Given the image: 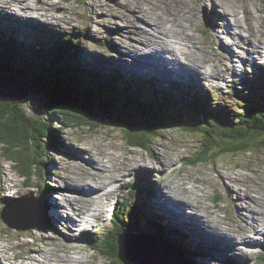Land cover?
Segmentation results:
<instances>
[{
  "label": "rangeland",
  "instance_id": "374dc122",
  "mask_svg": "<svg viewBox=\"0 0 264 264\" xmlns=\"http://www.w3.org/2000/svg\"><path fill=\"white\" fill-rule=\"evenodd\" d=\"M216 3H219V6ZM0 4L7 8L5 10L7 13H4L3 8L0 7V35L10 36L28 45L34 43L37 45L43 41L47 46H50L51 40L61 32L79 37L83 45V58L93 67L104 70L103 74H99L103 76L108 74L109 79L115 82L118 91L136 90L139 80L142 85L138 90L139 95L149 97L152 91L167 94L165 111L176 122L164 130L157 131L158 134L149 140V148L144 149L130 146L122 130L116 126L107 125L92 130L85 125L75 126V123L67 126L61 121L60 129L56 130L61 138L59 148L56 146L55 150L43 148V156L49 163L47 168L43 167L44 169L42 168V171L35 175L38 177L36 184L41 183L45 178L43 183L48 186L47 190L50 191L48 194L43 193L32 182L33 186L24 183V179L13 167L12 162L1 155L0 211L5 204H9L5 203L7 201L16 202L31 195L34 197L39 195L45 203V215L48 220L45 224H41V227L18 230L9 227L0 217V264H55V258L57 259L61 254V249L57 246L68 240L66 234L70 230L65 223L69 221L72 226L74 223L68 218V214L76 218L77 213L82 212L88 203L83 198H74L78 193L73 190L74 188L67 187L71 184V179L66 181V178L74 176L72 179L76 178L80 181L79 177H86L83 175V173L88 174L85 163L90 162L94 165L96 161L93 156L97 157L99 167H107V173H112L111 175L117 179L107 185V188L114 186L113 195L111 194L112 201L109 205L107 204L108 207L104 204L106 199L101 200L104 196L97 200L101 202L100 208H105L103 218L97 219L96 222L92 221L90 232L80 236L78 227L73 229L76 239L69 244L71 246L69 248L74 254L77 253L73 254L75 257L83 256L85 260L83 264H110L114 261L102 254L103 246L100 243L97 244V238L103 237L104 231L108 232L112 227L111 212L114 206L123 209L121 211L123 220L132 221L136 218L129 212L135 201V207L139 211L144 212V209L151 211L150 217L146 213L137 217L141 223H139L140 226H143L146 232L150 233V229L155 231L148 227L146 222L147 218H151L172 231H181L191 241L201 244L203 247L201 255L187 258L190 264H229L228 257H230V264H264V258H262L264 231H261V239L255 241L253 249L242 246L245 254L235 253V256L229 251H222L220 245L216 246L212 243L207 235L210 232L213 233L212 224L221 222L219 219L224 221L223 226L234 228L235 210L237 207L238 211L241 206L236 204V199L233 197V193L237 191L244 194L247 192L245 197L247 201L258 199L264 207V147L244 149L243 145L235 155L228 153L207 162L191 165L186 162L185 157L198 148L200 135L180 127L196 119L193 115V107L199 103V98L209 107L213 105L215 114L225 116L230 121L236 119L233 114L236 111L239 112L248 99L256 97L264 99V62H258L262 68L256 72L250 71L251 66H248L247 70L243 67L247 63L246 57L251 52H248V48L252 50L256 42H262L264 39V0H0ZM133 6L140 8L141 15L146 18L147 28H151L153 34L160 31L165 36L164 33L168 32L170 45L174 44L172 38L187 39H185L187 48H190L187 51L191 55L194 53L192 56H198L193 65L201 64L200 67L206 69L201 79L165 78L164 73H155L153 66L148 65L149 60L153 61L149 54L138 55L134 49L131 48V51L128 49L133 35L137 36L139 41L142 35H148L150 39L154 38L153 41L161 43L154 37L155 35L148 33L144 28L146 25L131 9ZM236 8L238 11L235 10ZM245 10H248V13ZM224 12L229 15H224ZM233 19L241 21L246 26L256 25V30L263 33L258 31L253 38L246 26L231 29L227 21H234ZM232 30H241L240 32L246 36L245 47L241 45ZM223 52L229 59L226 60L218 54ZM130 59L132 60L129 61ZM180 61H185L184 56ZM37 65V62L32 63V68L29 69L30 75L34 74ZM210 69L213 70L208 75ZM121 73L123 76L120 75ZM112 81H109L110 85ZM22 101L29 114L46 116L47 112L42 109L39 98L29 93ZM56 121L54 118V122ZM34 135L37 141L44 142L41 134L40 137L38 132ZM253 144L256 143L253 141ZM231 148L234 147L231 146ZM68 152L72 153V156ZM66 156L71 157L72 160L69 161ZM140 161L142 164H134ZM164 194L176 197L171 204L180 211L181 206L176 201L186 206L188 210L184 207L181 212H199L200 215L195 214L192 217L208 228L207 234L198 230L189 218L178 213L176 215L171 209H168L169 212L166 211L163 203L156 200V197L159 200L165 199ZM238 195L244 201L245 198ZM198 199L201 200L198 202L202 204V207L197 205ZM48 202L58 206V217H53L51 209L48 210ZM75 202H77L76 206L73 204ZM190 206L198 211H193ZM204 206L207 211L209 210V218L203 217ZM252 206L253 203L248 202L245 209L253 212ZM83 215L84 213L82 217ZM202 229L206 232L204 227ZM222 232L225 231L222 230ZM252 233L249 232L250 237H253ZM89 236H92L91 240ZM102 244L108 249L111 248L106 240ZM36 247L43 250L41 254L43 263L38 260L41 251Z\"/></svg>",
  "mask_w": 264,
  "mask_h": 264
},
{
  "label": "trees",
  "instance_id": "16d2710c",
  "mask_svg": "<svg viewBox=\"0 0 264 264\" xmlns=\"http://www.w3.org/2000/svg\"><path fill=\"white\" fill-rule=\"evenodd\" d=\"M80 44L82 45L79 37L61 32L51 40L50 46L41 41L31 49L22 41L0 35V70L25 82L31 88V95L39 98L42 109L47 112L46 116H34L26 111L22 100L2 102L0 99V156L13 162V167L29 186L36 184V173L42 171L43 167L47 168L49 163L43 156V148H59L61 138L56 130L60 129L61 121L67 126L75 123V126L85 125L92 130L107 125L116 126L122 130L130 146L144 149L149 148V140L158 134L157 131L176 124L172 116L165 112L167 94L159 93L155 100L151 96L139 95L140 88L118 91L108 74L100 75L104 70L93 67L83 58V45ZM33 62L38 65L34 74L30 75L29 69ZM109 81H112L111 85ZM201 100L199 98V103L193 107L196 119H192L191 124L180 126L200 135L198 148L185 157L188 164L207 162L228 153L235 155L243 145L244 149L264 147V99H248L233 121L215 114L213 105L209 107ZM36 132L39 137L40 134L43 136L44 142L35 139ZM43 181L36 185L39 190L48 194L50 191ZM37 197L45 209L44 201L39 195ZM122 210L118 207L111 212V235L97 238L103 246L102 254L115 261L110 264H122L117 257V232H146L137 217H141L143 213L150 217L151 213L148 209L142 212L133 206L129 212L136 218L126 221L123 220L122 213H119ZM46 220L48 217L44 215L38 227L45 224ZM146 222L158 235L176 243L189 258H194V253L203 248L179 230L172 231L151 218H147ZM105 240L111 245L110 249L102 244ZM186 242L189 244H185Z\"/></svg>",
  "mask_w": 264,
  "mask_h": 264
},
{
  "label": "bare ground",
  "instance_id": "6f19581e",
  "mask_svg": "<svg viewBox=\"0 0 264 264\" xmlns=\"http://www.w3.org/2000/svg\"><path fill=\"white\" fill-rule=\"evenodd\" d=\"M140 1V0H139ZM162 1V0H161ZM170 1V0H169ZM192 1V0H191ZM209 1V0H208ZM231 1V0H230ZM242 1V0H241ZM91 2V1H90ZM160 2V1H159ZM172 2V1H171ZM170 2V3H171ZM181 2V1H180ZM189 2V1H188ZM227 2V1H226ZM239 2V1H238ZM248 2V1H247ZM165 3V2H163ZM168 3V2H167ZM173 3V2H172ZM212 3V2H211ZM228 3V2H227ZM231 3V2H230ZM241 3V2H240ZM250 3V2H249ZM256 3V2H255ZM158 4V2H157ZM177 4V3H175ZM217 4V3H216ZM187 5V4H186ZM222 5V4H221ZM235 5V4H234ZM137 6V5H136ZM168 6V5H167ZM173 6V5H172ZM193 6V5H192ZM217 6H219V3L217 4ZM224 6V5H223ZM226 6V5H225ZM0 7L3 8V12L4 13H7V11H5L7 8H5L2 4H0ZM171 7V6H170ZM168 8V7H167ZM131 9L136 12V16H138V18H140L143 23L146 25V27H144L148 33L152 34V35H155L154 37L157 38L158 40L161 41V43H158V41L154 40L153 39L151 40L150 37L148 35H142V38L141 40L139 41V39L137 40V36L135 37L133 35L132 37V41L128 44V49L130 50L132 48V50L134 49L136 52V54L138 55H145V54H149L151 57H154L153 58V62L152 63H155L156 65H158V67L160 68V70L156 73H164L163 76L166 78V77H171V78H174V79H177L178 77H186V80L188 79H195V80H198V79H201V75L206 73V69L204 67H200L201 64H197V65H193L195 63V61L198 59V56H192L190 54L189 51H187L188 49L190 48H187V44H186V40L185 39H179V40H175L174 38H172V40L174 41V44L173 45H170L168 43V32H165L163 36L161 34L160 31H156V34H153V32H151V28H147V21H146V18L143 17L141 15V12L139 11V7L138 9L133 6L131 7ZM169 9V8H168ZM244 9V8H243ZM258 9V8H257ZM172 10V8H171ZM185 10V9H184ZM234 10V9H233ZM232 10V11H233ZM237 10V8L235 9ZM252 10V9H251ZM254 10V9H253ZM221 11V10H219ZM226 11V10H225ZM238 11V10H237ZM236 11V12H237ZM246 11V10H245ZM261 11V10H260ZM263 11V10H262ZM147 12V11H146ZM160 12V10H159ZM170 12V11H169ZM180 12V11H179ZM212 12V11H211ZM254 12V11H253ZM264 12V11H263ZM262 12V13H263ZM246 13H248V10L246 11ZM214 14V13H213ZM225 14H228L227 12H224V15ZM259 14V13H258ZM264 14V13H263ZM9 15V14H8ZM144 15V14H143ZM151 15V14H150ZM176 15V14H175ZM178 15V14H177ZM189 15V14H187ZM237 15V14H236ZM255 16V15H254ZM186 17V16H185ZM188 17V16H187ZM257 17V15H256ZM255 17V18H256ZM151 18V17H150ZM247 18V17H246ZM254 18V17H253ZM29 19V18H28ZM152 19V18H151ZM166 19V18H165ZM231 19V18H230ZM257 19V18H256ZM262 19V18H261ZM153 20V19H152ZM167 20V19H166ZM179 20V19H178ZM234 20V19H233ZM159 21V20H158ZM171 21V20H170ZM220 21V20H219ZM173 22V21H172ZM188 22V20H187ZM228 23H230V28L231 29H234L236 27H244L246 25H244L241 21H238V20H234V21H227ZM259 22V21H257ZM151 23V22H150ZM168 23V22H167ZM176 23V22H175ZM174 24V23H173ZM258 24V23H256ZM166 25V24H165ZM179 25V24H178ZM262 25V24H261ZM260 25V26H261ZM153 26V25H152ZM158 26V25H157ZM181 26V25H180ZM256 26V25H255ZM255 26L253 24H251V26H246L248 28V30L250 31V33H252V36L254 38V34L258 33V31L260 30H256ZM258 26V25H257ZM173 27V26H172ZM170 27V28H172ZM188 27V26H187ZM186 27V28H187ZM226 29H228L227 27H225ZM153 29V28H152ZM168 28L166 27V30ZM181 29V28H180ZM141 30V29H140ZM144 30V29H143ZM155 30V29H154ZM159 30V29H158ZM176 30V29H175ZM190 31V29H189ZM229 31V30H228ZM241 31V30H240ZM239 30L235 31V30H232V32H234V34L236 35V38L241 42V45L243 47H245V41H246V36H244ZM140 32V31H139ZM158 32L160 34H158ZM230 32V31H229ZM261 32V31H260ZM138 33V31H137ZM177 33V32H175ZM245 33V32H244ZM248 33V32H246ZM263 33V32H261ZM135 34V33H134ZM144 34V33H143ZM174 34V33H173ZM184 34V33H182ZM186 34V33H185ZM170 35V34H169ZM176 36V35H175ZM249 36V34L247 35ZM261 36V35H260ZM263 36V35H262ZM44 37H46V35L44 34ZM139 37V36H138ZM170 37V36H169ZM179 37V36H178ZM171 38V37H170ZM190 38V37H189ZM197 38V37H196ZM194 38V39H196ZM248 39V38H247ZM256 39V37H255ZM197 40V39H196ZM57 42H59L57 40ZM171 42V41H170ZM177 42V43H176ZM75 45H77V42H74ZM172 44V43H171ZM197 44V43H196ZM35 44H32V45H29L30 48L32 49L34 47ZM80 46H82L80 44ZM196 46V45H195ZM180 50V51H178ZM197 50V49H196ZM128 51V50H127ZM131 51V50H130ZM141 51V52H139ZM199 51V50H198ZM244 51V50H243ZM251 51L248 55L247 58V63L245 64V66L243 65V67L247 70L248 68V62L249 64H251V68H250V71L253 72L254 70H256L257 68H259V66H255L253 65V63H255V56H262L264 55V39L262 42H256L253 46H252V50L250 48H248V52ZM143 52V53H142ZM168 54H166V53ZM118 53V52H117ZM134 53V52H133ZM222 58L224 59H229V57L223 52L222 54L218 53ZM191 55V56H190ZM202 55V54H201ZM184 56V59L185 61L184 62H181L180 59ZM206 57V55H205ZM238 57V56H237ZM123 58V57H122ZM202 58V57H201ZM200 58V59H201ZM209 58V57H208ZM231 58V57H230ZM124 59V58H123ZM205 59V58H204ZM203 59V60H204ZM211 59V58H210ZM209 59V60H210ZM132 59H130L129 61H131ZM216 60V59H215ZM85 61V60H84ZM115 62V61H113ZM198 62V61H197ZM203 62V61H202ZM233 63V62H232ZM112 65V64H110ZM261 65V64H260ZM202 66H203V63H202ZM206 66V65H205ZM208 66H210L208 64ZM231 67V66H230ZM218 68V67H217ZM221 68V67H220ZM213 69H210V72H208V75L211 74ZM215 71V70H214ZM217 71V70H216ZM1 73H4V74H9L10 76L14 77L15 75H12L11 73H6L4 71H1ZM222 72V71H221ZM219 72V73H221ZM235 72V71H234ZM120 73V72H119ZM217 73V72H216ZM218 74V73H217ZM121 76H123V73L120 74ZM205 75V74H204ZM226 77V76H225ZM18 78V77H16ZM209 78V77H208ZM201 83V82H200ZM141 83L138 82V86H137V89L138 88H141ZM178 92V91H177ZM152 98H154L155 100L158 99V96H159V93H155V91H152L151 92V95H150ZM166 114H167V111H165ZM158 113V112H157ZM219 113H221V111H219ZM212 114H214V111L212 112ZM239 114L238 111H236L234 114H233V117H237V115ZM161 117V116H160ZM228 119V118H227ZM189 124H191V122H189ZM143 143V142H142ZM93 153V152H92ZM68 154L70 156H72V153H69ZM95 154V153H94ZM93 156V155H92ZM97 156V155H96ZM169 156V155H168ZM79 157V156H78ZM161 157V156H160ZM66 158L71 161V157L69 156H66ZM80 158V157H79ZM93 158L95 159L96 163L94 165H91L90 162H86V166H87V171H88V174H85L83 173V175H86V177H79L81 178V180L78 182L76 180V178L72 179L74 176H72V178L70 176H68L66 178V181H70L71 184H69L67 187H70V188H74L73 190L76 191L78 193L77 197L75 195L74 198H83L85 200L88 201V203L85 205V208L82 209L83 211L80 212V216L79 214L77 213V217L75 218L73 215L71 214H68V218H70L71 220L74 221L73 223V226L70 225L69 221L67 223H65L67 226H68V229L70 230L68 232V234H66L68 240L64 241V242H61L57 247H60L61 249V254L60 256L56 259L55 258V264H83L82 262H84V258L83 256H80V257H75L74 254L71 249L69 248V244L71 242H73L76 237H74V234H73V229H76L77 227H80L82 231L86 230V229H89L91 226H92V221H97V219H100V218H103V216L105 215V208H100L101 207V202H98L97 200H100V198L102 196H104V198H102L101 200L103 201L104 199H106L104 201V204L107 206V204L109 205L112 200L111 198V194H112V190H113V187L111 188H107V185L109 183H111L112 181H115V177L111 174H108L107 171V167H99L98 165V161L96 160V158L93 156ZM78 160V159H77ZM99 160V159H98ZM105 162V161H104ZM109 163V162H108ZM134 164H142V162H137V163H134ZM105 165V164H104ZM108 165V164H107ZM126 165V164H125ZM106 166V165H105ZM130 166V164H129ZM85 169V168H84ZM112 170V169H111ZM121 170V169H120ZM119 170V171H120ZM126 172V171H125ZM142 173V172H141ZM78 178V179H79ZM119 179V178H118ZM126 179V178H125ZM157 181V180H156ZM163 181V180H162ZM127 183V182H126ZM185 183V182H184ZM147 185V184H146ZM166 185V183H165ZM183 186V185H182ZM181 186V187H182ZM186 187V186H185ZM149 188V187H148ZM10 189V188H9ZM173 190V189H172ZM185 190V189H184ZM183 190V191H184ZM190 190V189H189ZM114 191V190H113ZM141 191V190H140ZM145 191V190H144ZM196 191V190H195ZM89 192H91L90 194H88ZM171 192V190H170ZM169 192V193H170ZM192 192V191H191ZM130 193H131V189H130ZM143 193V192H142ZM187 193V192H186ZM247 192L242 193L241 191H237L236 193H233V197L236 199V204H240V208H238V211H237V207H236V210H235V214H236V221H235V225H234V228H231L230 226H223L222 224L224 223V221L222 219H219L221 222L217 221V223H213L212 224V232L213 233H208L207 234V231H208V228L206 226H203L201 225L200 223H198L195 218H193L192 216L193 215H200V213H195V212H192V211H189V212H181L182 211V208H186V206L182 205L181 203H179L178 201H176L180 206H181V211L175 207L174 205L171 204V201L172 200H175V198H173L170 194H164L165 195V199H162V200H159L157 197H156V200L160 201L163 203V206H164V209L166 211L169 212L168 209H171L175 214L178 213L184 217H187L189 218L193 225L200 231H202L205 235L207 234L211 240H212V243L216 244L217 245H220V249L222 251H229L232 255H236L235 253H241L242 255H244L245 253V250L243 249L242 246H246L248 248H251L253 249L252 247H254V243L255 241H260V236H261V231H264V210H263V204L260 203V201L258 199H252L250 201H247L245 197H247ZM241 196V198H245L244 201L240 199L239 195ZM113 195V194H112ZM123 195V194H122ZM182 195V193H181ZM180 195V196H181ZM37 196V195H35ZM110 196V198H109ZM125 196V195H124ZM190 196V195H189ZM53 197V196H52ZM120 197V196H119ZM256 197V196H255ZM117 198V197H116ZM133 198V197H132ZM250 198V197H249ZM252 198V197H251ZM49 199V198H48ZM193 199V198H192ZM69 200V199H68ZM80 200V199H79ZM124 200V199H123ZM130 200V199H129ZM133 200H136V199H133ZM179 200V199H178ZM185 200V199H184ZM190 200V199H189ZM263 200V199H262ZM82 201V200H81ZM93 201V202H92ZM188 201V200H187ZM198 201H201L200 199L197 200V203L194 201V203H196L199 207H202V204H200ZM71 202V201H70ZM79 202V201H78ZM83 202V201H82ZM86 202V201H85ZM136 202V201H135ZM135 202H133V206H136ZM204 202V201H203ZM248 202H252L253 203V212L245 209V205L248 203ZM72 203V202H71ZM74 206H76L77 202L73 203ZM45 205V203H44ZM192 205V204H190ZM206 205V204H205ZM250 205V204H249ZM82 207V206H81ZM81 207H79V210H81ZM108 207V206H107ZM191 207V206H190ZM249 207V206H248ZM251 207V206H250ZM47 208L48 210L51 209V213L53 215V217H58L57 214H58V206L51 202L49 203L48 202V205H47ZM55 208V209H54ZM77 208V207H76ZM118 208L117 206H114L112 208V212L114 211V209ZM72 209V208H71ZM191 209L193 211H198L197 209H195L193 206L191 207ZM190 209V210H191ZM78 210V211H79ZM186 210H188L186 208ZM204 210H205V214L203 215V217H210L208 215V211H207V208L204 206ZM72 211V210H71ZM74 211V210H73ZM201 211V210H199ZM55 213V214H54ZM84 213L83 217H82V214ZM121 214V212H119ZM211 214V213H210ZM59 215V214H58ZM177 215V214H176ZM214 215V214H213ZM23 217V214L20 215V218ZM179 217V216H178ZM202 217V216H201ZM202 217V218H203ZM215 217V216H214ZM67 218V219H68ZM207 218V219H208ZM139 219V218H138ZM53 220V219H52ZM209 220V219H208ZM215 220V219H214ZM216 221V220H215ZM210 222V221H209ZM53 223V222H52ZM161 223V222H160ZM176 223V222H175ZM195 223V224H194ZM141 224V223H140ZM56 225V224H55ZM182 225V223H181ZM191 225V224H190ZM220 225H222V228H220ZM152 226V225H150ZM138 227V226H137ZM149 227V226H148ZM147 227V229H148ZM154 227V226H152ZM202 227H204L206 229V232L203 231ZM105 229H103L104 231ZM222 230H224L225 232H222ZM252 230H253V233H252ZM104 235H111L112 233V227L109 229V231H104ZM249 232L252 233L251 236L253 237H250L249 236ZM119 232H117L118 234ZM196 233V232H195ZM116 234V236H117ZM150 234L152 236H155L156 238H160L162 240H167L165 237H162L158 234H156L155 231H151L150 229ZM264 234V233H262ZM103 235V236H104ZM157 235V236H156ZM89 237H92V236H89ZM48 238V237H47ZM118 239V237L116 238V240ZM114 240V239H113ZM167 242H171V241H167ZM184 242V241H183ZM206 242V241H205ZM99 243V242H98ZM198 243V242H197ZM176 247H178L176 245V243H173ZM173 244H171L170 246H174ZM185 244H189L188 242H186ZM74 245V244H73ZM79 245L81 246V244L79 243ZM109 245V244H108ZM71 247V246H70ZM73 247V246H72ZM211 247V246H210ZM37 249H39L41 251V253L39 254V261H41V263H43V257L41 254H43V250L39 247H36ZM75 248V247H74ZM179 248V247H178ZM181 249V248H180ZM59 250V248H58ZM113 250V248L111 249ZM202 250V249H201ZM201 250H200V253L197 254V252L194 253L195 257H197L198 255H201ZM77 251V250H76ZM34 252V251H32ZM79 252V251H78ZM34 253H38V252H34ZM184 253V252H183ZM204 253V252H203ZM74 254V255H73ZM80 254V253H79ZM120 253H118V250H117V257ZM184 255L186 256V258H189L185 253ZM229 259L230 257H228V260L227 262L230 264L229 262ZM47 260V259H46ZM51 263V262H50Z\"/></svg>",
  "mask_w": 264,
  "mask_h": 264
},
{
  "label": "water",
  "instance_id": "95a60500",
  "mask_svg": "<svg viewBox=\"0 0 264 264\" xmlns=\"http://www.w3.org/2000/svg\"><path fill=\"white\" fill-rule=\"evenodd\" d=\"M29 93L31 88L25 82L0 72L2 102L23 100ZM8 203L0 211V217L9 227L23 230L39 226L44 215V208L37 196L31 195L23 200ZM14 204L16 205L12 207ZM21 214H23L22 218H20ZM117 237L118 253H120L118 259L122 264H190L183 251L169 238L162 240L149 232L125 230H121ZM171 244L174 246H170Z\"/></svg>",
  "mask_w": 264,
  "mask_h": 264
},
{
  "label": "clouds",
  "instance_id": "9594fccd",
  "mask_svg": "<svg viewBox=\"0 0 264 264\" xmlns=\"http://www.w3.org/2000/svg\"><path fill=\"white\" fill-rule=\"evenodd\" d=\"M10 161H11V160H10ZM11 162H12V161H11ZM12 164H13V162H12ZM16 171H17V170H16ZM24 183H26L25 180H24ZM9 201H12V200H9ZM5 203H8V201L5 202ZM43 208H44V207H43ZM41 222H42V221H41ZM41 222H40V223H41ZM39 225H40V224H39ZM77 229H79V231H80L79 236L82 235V234H84L85 232H90L89 229H86V230H84V231H82L80 227H78ZM125 231H126V230H125ZM97 241H98V240H97Z\"/></svg>",
  "mask_w": 264,
  "mask_h": 264
}]
</instances>
